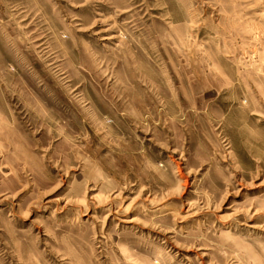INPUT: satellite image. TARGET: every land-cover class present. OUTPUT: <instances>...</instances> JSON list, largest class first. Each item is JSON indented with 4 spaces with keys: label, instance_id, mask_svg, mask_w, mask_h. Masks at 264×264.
Masks as SVG:
<instances>
[{
    "label": "rangeland",
    "instance_id": "1",
    "mask_svg": "<svg viewBox=\"0 0 264 264\" xmlns=\"http://www.w3.org/2000/svg\"><path fill=\"white\" fill-rule=\"evenodd\" d=\"M0 264H264V0H0Z\"/></svg>",
    "mask_w": 264,
    "mask_h": 264
}]
</instances>
